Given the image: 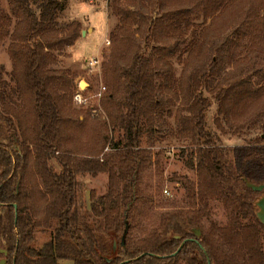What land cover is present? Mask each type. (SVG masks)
Segmentation results:
<instances>
[{
	"label": "trees",
	"instance_id": "trees-1",
	"mask_svg": "<svg viewBox=\"0 0 264 264\" xmlns=\"http://www.w3.org/2000/svg\"><path fill=\"white\" fill-rule=\"evenodd\" d=\"M110 1L119 24L110 32L114 47L106 66L109 93L106 97L103 94L101 104L106 107L110 124L118 126L121 133L110 141L111 153L99 157L101 151H97V156L76 159L72 154H60L64 122L60 105L68 100L70 82L65 76L56 75L50 66L58 62L57 52L75 44L81 24L59 21L67 0H6L8 8L0 0V43L10 35L9 53L13 62L9 79L0 80V122L8 131L6 137L0 136V261L5 259V264H237V254L262 255L264 223L257 215V201L263 191L249 184H264V133L243 146L232 162L207 125L211 100L203 90L210 88V79L220 71L221 47L214 49L216 59L204 64L191 82H185L181 76L178 92L175 91L182 100L183 110L188 112L181 116L180 135L196 147L197 185L185 182L187 197L192 200L190 206L164 212L160 225L150 235L129 240L128 231L142 197L143 177L153 164L151 151L142 144L143 137L152 131L154 117L163 108V100L157 95L156 68L136 34L150 46L167 27L180 26L183 22L190 26L189 15L196 10L183 8L150 18L142 9L151 12L157 4L161 9L163 3ZM201 1L204 5L199 9L204 20L210 18L211 22L208 29H202L199 34L194 32L193 40L187 45L188 58L203 52L213 20L229 11L240 15L247 10L248 23L242 33L253 31L252 44H264V13L260 14L264 0ZM169 20H174V25ZM160 53L159 60L165 66L161 86L173 90L176 80L173 65L167 60L168 49L162 48ZM119 57L128 61L119 66ZM224 84H217L216 98L219 112L225 118L231 116L235 105L252 103L257 96L260 98L259 91L264 90V85L253 89L251 79L246 78ZM122 88L124 96L118 105L125 111L119 115L113 109V102ZM15 95L19 102L27 95L32 97L34 120L26 127L15 110L14 104L19 106ZM104 124L107 126L106 121ZM56 154H60L62 165L59 172L51 166ZM31 162L45 186V191L35 187L41 201L38 209L28 203L25 190ZM101 172L108 173L102 210L98 214L92 209L87 217L79 204L80 176ZM215 195H223L231 205L234 225L228 233L217 223L207 229L202 226L203 212L197 200L206 202ZM50 220L56 221L53 237L40 248L31 246L34 230L49 225ZM109 231H114L117 237V246L111 251L104 242V234ZM64 260L70 263H62Z\"/></svg>",
	"mask_w": 264,
	"mask_h": 264
},
{
	"label": "rangeland",
	"instance_id": "rangeland-1",
	"mask_svg": "<svg viewBox=\"0 0 264 264\" xmlns=\"http://www.w3.org/2000/svg\"><path fill=\"white\" fill-rule=\"evenodd\" d=\"M34 1V0H33ZM147 3L146 0H142ZM163 3L149 12L142 9L146 17L157 18L165 12H173L178 9H195L189 17L192 21L190 26L183 22L180 26L168 27L161 31L159 38L153 39L150 46L139 34V43L146 48V54L151 57L153 66L156 68L157 95L163 100V108L154 117L153 129L143 137L142 144L152 154L153 164L145 173L141 184L142 197L138 202V210L133 225L128 231L129 240H137L150 235L161 222V215L177 207L187 208L191 201L187 197L186 180L197 185V170L195 166V145L190 139L180 135L181 116L188 112L183 110L175 91L178 92V80L181 76L185 82H191L193 76L201 67L215 58L216 47H221V60H219L220 71L210 79V88L204 89L203 93L211 100V106L207 114V125L214 134L217 143L224 148L228 159L235 162L240 149L251 143L255 138L264 133V90L259 91L260 98L254 99L252 103H241L233 107L231 116L225 118L219 112V100L216 94L219 90L218 83L234 82L240 78L251 79L253 89H261L264 85V44H252L253 31L243 35L248 23L247 10L242 14L224 13L213 20L210 26L211 32L207 44L201 54H193L187 57L188 44L193 40L196 32L208 29L211 19L204 20L203 12L199 9L204 3L201 0H154ZM3 5L8 8L6 0ZM34 7L36 6L33 3ZM159 6V8H158ZM264 9L260 10L263 15ZM61 23L78 21L81 24V34L74 45L67 46L63 51L57 52L58 62L50 66L56 75H63L69 80L68 100L60 105L62 109V141L60 154H72L76 159L97 156V151L111 153L109 149L111 140H116L121 130L118 126L110 124L106 107L103 105L99 114H94L87 107H79L74 103L73 94L77 87L92 97L96 103L95 94L102 85H106V66L109 63L111 51L114 45L110 39V32L119 24V18L112 13L110 0H67L65 9L59 15ZM136 28V26H135ZM94 29V31H93ZM85 31V34L82 32ZM109 31V32H108ZM110 43L107 44L106 40ZM11 37L8 35L0 43V80L9 79L8 74L13 70V62L10 57L9 48ZM168 49L167 60L173 65L174 79L176 84L173 90H165L161 84L164 80V61H160V49ZM229 48L233 51L229 52ZM97 57L101 61V70L92 69L88 66L91 58ZM128 61V60H127ZM122 58L117 59L119 66L125 64ZM83 81L86 82L83 85ZM14 84V83H13ZM88 84V85H87ZM264 87V86H263ZM63 93L61 90L58 91ZM58 93V94H59ZM109 90L105 92V97ZM124 88L115 98L113 109L116 114H122L125 109L118 105V101L124 96ZM17 102L19 99L15 95ZM15 110L20 115L24 126H28L34 120V107L32 97L27 95L22 98ZM118 110V111H117ZM260 111L258 115H253ZM250 120V121H248ZM107 122V126L104 124ZM248 121V122H247ZM251 122V123H249ZM7 128L0 122V136L6 137ZM108 138V140L105 139ZM194 152V154H193ZM53 157L51 166L54 171L59 172L62 168L58 156ZM264 165V156L262 158ZM30 173L25 179V190L28 203L34 204L38 209L41 205L35 187L45 191L42 178L37 175L35 166L31 162ZM108 173L98 174L86 173L80 176L79 204L83 213L88 217L94 209L98 214L102 210V196L107 191ZM165 189L169 193H165ZM198 207L202 209V226L207 229L212 223H217L228 233L233 226L231 205L223 195L211 196L206 202H199ZM32 206V205H31ZM42 216V215H41ZM56 221L50 220L49 225H42L34 230V240L31 246L40 248L49 241L55 232ZM238 226V225H237ZM200 232L199 230H196ZM224 232V233H225ZM86 239V235L82 234ZM263 251H264V238ZM104 242L108 250L115 249L117 237L114 231L104 234ZM222 243V242H221ZM237 264H264V252L262 255L246 254L244 257L235 255ZM68 263L69 261H61ZM70 263V262H69Z\"/></svg>",
	"mask_w": 264,
	"mask_h": 264
},
{
	"label": "built area",
	"instance_id": "built-area-1",
	"mask_svg": "<svg viewBox=\"0 0 264 264\" xmlns=\"http://www.w3.org/2000/svg\"><path fill=\"white\" fill-rule=\"evenodd\" d=\"M106 43L109 44L110 40L107 39ZM88 66H89V68L99 69V71H100L101 70V61L97 57L91 58L88 61ZM106 90H107L106 86L102 85L100 90L95 94V98H96L97 102L93 103L92 97L88 96L87 94H85V92L83 90H81L79 87H77V89L75 90V92L73 94L74 103L79 107H87V108L91 109V111L94 114H99V112L102 110L101 98H102V96ZM164 191H165V193H169L168 189H165Z\"/></svg>",
	"mask_w": 264,
	"mask_h": 264
},
{
	"label": "water",
	"instance_id": "water-1",
	"mask_svg": "<svg viewBox=\"0 0 264 264\" xmlns=\"http://www.w3.org/2000/svg\"><path fill=\"white\" fill-rule=\"evenodd\" d=\"M82 33L85 34V31H83ZM85 84H86V82L83 81V85H85ZM249 185L255 190L263 191L262 197L257 201V206L259 208L257 215H258L259 219L264 223V184L255 185V184L250 183ZM0 264H5V259H2L0 261Z\"/></svg>",
	"mask_w": 264,
	"mask_h": 264
},
{
	"label": "crops",
	"instance_id": "crops-1",
	"mask_svg": "<svg viewBox=\"0 0 264 264\" xmlns=\"http://www.w3.org/2000/svg\"><path fill=\"white\" fill-rule=\"evenodd\" d=\"M93 31H94V29H93ZM109 32V31H108ZM258 210H259V208H258Z\"/></svg>",
	"mask_w": 264,
	"mask_h": 264
},
{
	"label": "flooded vegetation",
	"instance_id": "flooded-vegetation-1",
	"mask_svg": "<svg viewBox=\"0 0 264 264\" xmlns=\"http://www.w3.org/2000/svg\"><path fill=\"white\" fill-rule=\"evenodd\" d=\"M197 232V231H196ZM197 233H199V232H197Z\"/></svg>",
	"mask_w": 264,
	"mask_h": 264
}]
</instances>
